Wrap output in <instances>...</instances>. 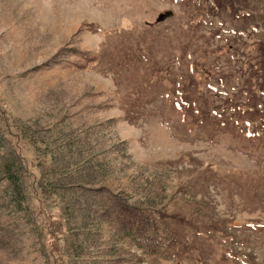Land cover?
<instances>
[{
    "label": "rangeland",
    "instance_id": "374dc122",
    "mask_svg": "<svg viewBox=\"0 0 264 264\" xmlns=\"http://www.w3.org/2000/svg\"><path fill=\"white\" fill-rule=\"evenodd\" d=\"M215 1L0 0V264H264V0Z\"/></svg>",
    "mask_w": 264,
    "mask_h": 264
},
{
    "label": "trees",
    "instance_id": "16d2710c",
    "mask_svg": "<svg viewBox=\"0 0 264 264\" xmlns=\"http://www.w3.org/2000/svg\"><path fill=\"white\" fill-rule=\"evenodd\" d=\"M215 2H216V4H215L214 7H211V5H209L210 9H206L205 6H204L206 4H204V5L200 6L202 8H198V10L201 9V10H203L202 13H205V12H209L210 10H212V12H213V9L222 10L225 7H227L225 9H228V8L235 9L236 8V6H233V5L232 6H229V5L228 6H223L219 0H216ZM242 9L247 10L245 8H242ZM241 11H243V10H241ZM261 46L264 49V44H261ZM262 53H264V50L262 51ZM259 67H260L259 68V75L252 80V82H255V83H252L250 85V87L251 86L252 87L253 86L258 87L257 88L258 90H256L257 92H254L253 90H250V91L246 90L245 89L246 86L242 87L239 90V92H240L239 94L242 95V93H245V92L252 93V96H251L252 100L249 101V100L246 99L245 103L243 105L239 106V107H246L248 109V112L252 111V110H258L256 114H254L252 112V116H256V115L262 114L261 118H262V120H264V108L262 109L263 111H260L258 109L260 107L259 105L262 104L260 99L264 95L263 94L264 93V60L262 61V63L260 64ZM249 68H251V66ZM249 81H251V77H250ZM240 112H242V111H240ZM241 114H243V113H241ZM12 165L13 164H11V167L8 168L9 169L8 172L10 173V177H8V180H10L13 185L15 184V192H14V194H15L16 198L18 197L20 199V198H23V195H22V192H21L20 184L18 183V180H17L16 176L13 175V173H12V171H13ZM10 168H11V172H10Z\"/></svg>",
    "mask_w": 264,
    "mask_h": 264
},
{
    "label": "water",
    "instance_id": "95a60500",
    "mask_svg": "<svg viewBox=\"0 0 264 264\" xmlns=\"http://www.w3.org/2000/svg\"><path fill=\"white\" fill-rule=\"evenodd\" d=\"M171 15H172V12L162 13L159 15L157 22L161 23L163 21H166Z\"/></svg>",
    "mask_w": 264,
    "mask_h": 264
}]
</instances>
